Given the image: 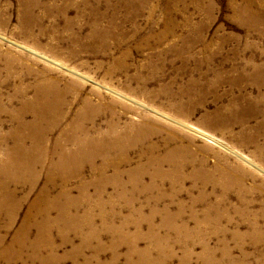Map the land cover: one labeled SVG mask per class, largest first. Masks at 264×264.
<instances>
[{"label": "rangeland", "instance_id": "rangeland-1", "mask_svg": "<svg viewBox=\"0 0 264 264\" xmlns=\"http://www.w3.org/2000/svg\"><path fill=\"white\" fill-rule=\"evenodd\" d=\"M42 260L264 264V0H0V264Z\"/></svg>", "mask_w": 264, "mask_h": 264}, {"label": "bare ground", "instance_id": "bare-ground-1", "mask_svg": "<svg viewBox=\"0 0 264 264\" xmlns=\"http://www.w3.org/2000/svg\"><path fill=\"white\" fill-rule=\"evenodd\" d=\"M98 30V29H97ZM96 33V32H95ZM110 34V32L109 31H107V32H103L101 35L102 36H104V37H108V35ZM98 35H99V33H98ZM101 35H99V37L101 36ZM39 88H41V89H43V88H50V87H48V86H46V87H43V86H40ZM28 103H33L32 105H31V112H34V113H32V115H33V117H34V119H45V117H49L50 116V112H47L46 111V109L44 108V106L42 105V103H41V98H39V99H37V100H35V101H31V102H28ZM13 116L15 117V118H18L19 117V111H17V112H15L14 114H13ZM80 127L81 126H75L74 128L76 129V130H80ZM73 142L75 143V144H84V143H86V144H89V143H91V142H98V140L95 138V139H92L91 141H89V139L88 138H86V137H84V138H81V139H74L73 140ZM85 147V146H84ZM122 161V160H121ZM50 178H53V176L51 175V177ZM11 180H12V178H8V180L5 182V183H3V184H1L2 186H5V185H8V184H10V183H12L11 182ZM6 192H8V191H6ZM39 194H41L40 196H38L37 197V199H36V201H34L33 202V207H35V205H36V203L37 202H42L44 205H43V209L42 208H40V209H38V211H37V214L38 215H41V214H45V215H47V212L48 211H50V210H52V209H55V207H54V205H53V203L49 200L50 198H49V196H48V189H47V187H45V188H43L41 191H40V193ZM55 197V196H54ZM61 199H58L57 200V203H56V205H57V207H60V208H58L59 210H63V208H65V207H71V205H69V203H71L70 201H65V204H59ZM64 200H66V199H64ZM112 206V205H111ZM63 217V215H59V219L60 218H62ZM44 223H45V220H43V221H40V224L43 226L44 225ZM254 233V232H253ZM258 233V232H257ZM257 235H259V234H257ZM44 236V227H37V240L38 239H40L41 237H43ZM256 236V235H255ZM254 237V236H253ZM257 237V236H256ZM254 240V239H253ZM255 241V240H254ZM34 245H36V243H34ZM134 247H132V249H133ZM35 254L33 253L32 254V257L34 256ZM163 256V255H162ZM161 257V256H160ZM165 258V257H164ZM163 260V259H162ZM164 261V260H163ZM42 263L43 264H45L46 263V260H42Z\"/></svg>", "mask_w": 264, "mask_h": 264}]
</instances>
